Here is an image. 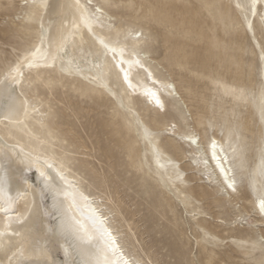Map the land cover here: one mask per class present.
<instances>
[{"label":"rangeland","instance_id":"obj_1","mask_svg":"<svg viewBox=\"0 0 264 264\" xmlns=\"http://www.w3.org/2000/svg\"><path fill=\"white\" fill-rule=\"evenodd\" d=\"M25 1L0 0V78L44 34L40 7ZM82 1L108 15L113 35L122 25L142 27L144 63L174 92L162 108L131 96L94 41L69 38L50 67L33 68L26 79V96L37 106L24 127L1 129L67 165L111 211L120 242L140 264H260L264 255L252 246L264 233L254 208L264 197V7L253 15L251 0ZM213 104L220 123L231 121L235 130L231 196L194 162L204 160L203 152L180 147L188 148L179 128L188 127L184 117L197 109L211 115ZM197 127L206 147L212 129L203 140ZM27 175L37 184L34 173ZM47 205L43 195L44 213ZM46 221L51 232L53 216L46 213ZM54 244L63 264H75Z\"/></svg>","mask_w":264,"mask_h":264},{"label":"bare ground","instance_id":"obj_2","mask_svg":"<svg viewBox=\"0 0 264 264\" xmlns=\"http://www.w3.org/2000/svg\"><path fill=\"white\" fill-rule=\"evenodd\" d=\"M36 2V6L40 7L41 16L40 22L44 27V34L42 36L43 45L41 47V42L33 49H29L25 54H23L17 61L21 60L24 56H28L30 59H35L39 62V68H47L54 62L53 57H55L61 47L64 45L69 38H73L75 41L82 39H89L94 41V43L101 49L99 41L105 39L110 33L109 27L110 19L102 10L98 7L97 9H90L88 3L82 0H26L25 3ZM256 8L264 7V0H255ZM253 0H251V4ZM99 9V11H98ZM82 15L90 17L89 22L86 24L82 19ZM39 49V50H37ZM144 55H141L143 59ZM120 57L117 54L116 58L113 59V54L111 52L107 53V61L113 67L115 71L119 73V78L124 87L127 88L131 96L138 99H143L145 102L149 103L154 107L156 105L155 99L151 96V93H156V96L161 100L164 106V98L166 94H171L174 92L175 87L171 85L170 82H164L159 80L152 71L143 63L140 67H132L129 69L127 63L124 65V70L121 71L116 64L118 63ZM45 60L47 62L45 63ZM144 61V60H143ZM29 71L28 67L24 68L25 74ZM124 72H128L129 80L126 82L124 80ZM7 72L3 74L0 78V177H4V182L2 184V190H0V206L11 198L13 203L11 207L14 211H10L9 215L6 217L0 214V264H17L18 261L23 262V264H31L33 261L41 262V264H63L62 261L55 255L57 248L54 241L59 243L61 249L70 258H73L75 264H140L139 258L133 256V254L124 249V246L119 240L118 231L115 230L110 222V212L103 208V203L98 200L97 196L89 195L81 186L78 178L70 173L67 165L62 161H59L51 153H46L41 151L37 147H29L16 137L8 138L10 131L8 129L2 130L1 126L6 124L9 127L17 128L21 130L24 127L26 119L30 112L34 111L37 104L32 105L26 96L24 87L23 90L19 83H12L9 77V82L5 85L4 80ZM143 77V78H142ZM19 80V77H17ZM26 81V79H25ZM24 81V83H25ZM15 89L13 92L12 90ZM18 98V99H17ZM16 103L19 107L21 102H25L23 107H20L18 113L13 114L14 118L5 119L4 117L8 115L9 105ZM162 108V107H159ZM39 111V110H38ZM212 139H217L216 137H211L207 141V160L210 161V167L205 168L204 160L201 161L200 167L209 171L210 175L216 179V182L222 190L227 188L225 182V176L221 173L220 169L216 166V161L212 159ZM218 140V139H217ZM187 142V141H186ZM223 147L227 149V155L221 150V144L217 143L216 151L220 154L221 160L225 161L223 167L228 169V176L233 175V168L229 159V147ZM20 153V156H17ZM24 156L30 157L32 160L39 159L42 163L53 162L55 164V170H53V175H56V170L63 167L66 179L75 184L79 193L83 195L86 199L80 198L77 200L75 206H71L72 210L70 215H73L80 224H84L87 229V235L92 236L96 227L103 223L105 232H111L112 238L116 243L111 244L108 247L106 253H97V246L90 244L85 240L80 246L76 247L71 254L67 253L65 249L67 245L64 243L63 239L59 236H53L52 232H48L47 221H46V211L41 208V202L43 198V193L40 187H36L35 196L29 190L24 192V189L28 188L29 184L36 185L28 181L25 183L22 173L29 172L27 167L21 163ZM204 158V157H203ZM161 163V160H159ZM46 166V165H45ZM161 167L164 168V164L161 163ZM42 170V169H41ZM31 173H34V180L38 184V172L37 165L33 164ZM29 176V175H27ZM212 178V179H213ZM211 179V180H212ZM57 180L59 177L57 176ZM63 183V182H62ZM42 187V185H41ZM231 194V189L228 190ZM227 195V194H225ZM48 205L50 208L52 206L51 195H48ZM260 196L257 197L254 208L261 218L264 219V214L259 212ZM39 205L40 207V221L38 227L40 232L35 236L34 239L29 240V229L31 224H25L24 219L27 217L29 210L33 207V204ZM66 206H70V202L66 201ZM77 208L79 210H77ZM96 217L95 223L91 219L92 216ZM52 216V215H51ZM11 220V225L8 221ZM53 225H58L59 221L53 216ZM31 245V251H27L22 254V249L28 248Z\"/></svg>","mask_w":264,"mask_h":264},{"label":"snow or ice","instance_id":"obj_3","mask_svg":"<svg viewBox=\"0 0 264 264\" xmlns=\"http://www.w3.org/2000/svg\"><path fill=\"white\" fill-rule=\"evenodd\" d=\"M131 7L135 9L136 5L132 4ZM236 7L241 8V5L237 4ZM251 10L253 15L257 14L255 0H253V3L251 4ZM242 11L245 12L244 19L247 20V8L242 9ZM82 19L87 24L90 20V17L82 15ZM262 20H264V18H262ZM249 29H252L251 23H249ZM261 37L262 39H264V30H262ZM142 41H146L145 33L142 27H137L134 25H122L120 30L117 31L114 35L112 33H109V35L105 39H101L99 43L101 45L105 60H107L108 52H111L113 54V59L116 58L117 54L119 55L120 59L116 64V67L123 71L125 63L128 64L129 69H131L132 67H140L143 65L144 61L141 58V53L144 51V48L141 44ZM42 45L43 39H41V47ZM262 51H264V47H262ZM54 59L55 57H53V60ZM262 59H264V57H262ZM46 62L47 60H45V63ZM25 67H28L29 69V72L27 74H25L24 72ZM33 68H36L37 71H39V62L35 59H30L27 55L24 56L21 60L17 61L15 65L8 66V68L6 69L7 75L5 76L4 84L6 85L9 82L10 77L11 82L14 84L19 83L21 89L23 90L24 81L25 79H31V70ZM17 77H19V80L17 79ZM124 80L126 82L129 80L128 72H124ZM12 91L14 92L15 89H13ZM225 93L232 96L237 95L234 89H226ZM151 96L153 97V99H155L156 105L158 107H163L161 100L156 96V93L152 92ZM24 103L25 102H21L19 107L15 102L9 105L8 115H6L4 118L9 120L14 118L13 114L18 113L20 107H23ZM0 115H3V113H0ZM184 119L188 127L185 128L184 125H180L179 128L182 129V139L187 141L188 148L184 149L183 144H181L180 147L181 149L189 153L203 152L205 168L210 167L211 162L207 160V148L204 147V144L200 137V128L197 127V124L199 123L203 127L205 133L203 140L208 139L209 128L212 129L211 136L216 137L217 128L219 127V140L212 139L211 141L212 159L216 161L217 168H219L221 173L225 176L227 188L223 190L224 193L231 196V193L228 191L229 189H231L232 192L237 191L235 173L233 171V175L231 177L228 176L227 173L229 170L223 167V163L225 161L221 160L220 154L216 151L217 143H220L221 150L225 153V156L227 155V149L223 147L225 130L227 129L228 131V147H231V141L235 136V130L231 128V121L226 124L220 123V119L216 114L215 104H213L211 115H209L206 109L203 111L197 109L196 112L190 110L187 116L184 117ZM205 121H207V123H204ZM177 124L178 121L177 123H174L172 125L173 133L178 130ZM17 156H20V153H17ZM194 162L197 164V166H199V159H196ZM21 163H23L27 167L29 172H31L33 164L37 165L39 183L36 185L29 184L28 188L24 189V192L30 190L33 196H35L36 187H40V190L45 195V198H47L48 195H51L52 206L50 208L46 206L45 211L47 214L54 216L55 219L59 221L58 225L52 226L51 232L53 236H59L63 239L64 243L67 245V248L65 249L67 253L71 254V251L80 246L83 242H85V240H87L88 243L97 246L98 254L100 252L106 253L108 247L111 244L116 243V241L112 238V233L105 232L103 223L96 227V231L92 236H88L85 225L80 224L78 221H76L73 215H70L72 210L71 206H75L78 199L86 198L78 192L73 182L66 179L63 167H61L59 170H56V175H53V170H55V164L53 162L45 161L42 163L39 159L32 160L30 157L24 156ZM57 176L59 177V180H57ZM4 179V177H0V190H2ZM23 179L25 183H28L31 177L25 176L23 177ZM66 201L70 202V206H66ZM12 203V199L9 198L3 206H0V214H3L7 217L10 211H14V209L11 207ZM193 207H195V205H193ZM77 210L79 209L77 208ZM259 212L261 214H264V197L260 198ZM88 219H91L93 223H95L96 217L93 215ZM39 221L40 207L39 205H36L34 203L33 207L29 210L27 217L24 219L25 224H31V228L29 229V240L34 239L35 236L40 232V229L38 227ZM11 223L12 221L9 220L8 224L11 225ZM0 235H3V233H0ZM252 247L253 249L259 247L261 254L264 255V233H262V239L257 244H253ZM31 250V245H29L28 248L22 249V254ZM245 251H247V249H245ZM17 264H23V262L18 261ZM31 264H41V262L33 261L31 262ZM97 264H99V261L97 262ZM105 264H108V262L105 261ZM245 264H249V262L246 261ZM260 264H264V260H262Z\"/></svg>","mask_w":264,"mask_h":264}]
</instances>
